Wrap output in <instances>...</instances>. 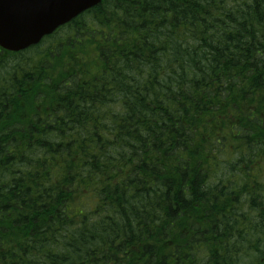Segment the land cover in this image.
I'll use <instances>...</instances> for the list:
<instances>
[{"label":"trees","instance_id":"16d2710c","mask_svg":"<svg viewBox=\"0 0 264 264\" xmlns=\"http://www.w3.org/2000/svg\"><path fill=\"white\" fill-rule=\"evenodd\" d=\"M263 174L264 0H103L0 49V264H257Z\"/></svg>","mask_w":264,"mask_h":264},{"label":"water","instance_id":"95a60500","mask_svg":"<svg viewBox=\"0 0 264 264\" xmlns=\"http://www.w3.org/2000/svg\"><path fill=\"white\" fill-rule=\"evenodd\" d=\"M102 0H0V46L21 51L38 44Z\"/></svg>","mask_w":264,"mask_h":264},{"label":"rangeland","instance_id":"374dc122","mask_svg":"<svg viewBox=\"0 0 264 264\" xmlns=\"http://www.w3.org/2000/svg\"><path fill=\"white\" fill-rule=\"evenodd\" d=\"M256 219H257V221H260L261 219H260V217H256ZM261 257V256H260ZM257 262H261L262 264H264V254H263V256H262V260L260 261V258H259V260H257ZM256 262V263H257ZM252 264H255V261H253V263Z\"/></svg>","mask_w":264,"mask_h":264}]
</instances>
